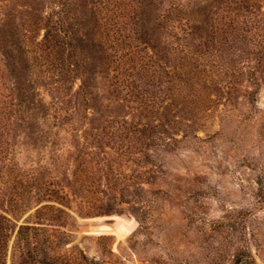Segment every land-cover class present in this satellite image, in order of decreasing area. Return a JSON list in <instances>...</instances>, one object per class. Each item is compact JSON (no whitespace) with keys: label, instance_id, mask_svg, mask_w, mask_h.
I'll use <instances>...</instances> for the list:
<instances>
[{"label":"rangeland","instance_id":"obj_1","mask_svg":"<svg viewBox=\"0 0 264 264\" xmlns=\"http://www.w3.org/2000/svg\"><path fill=\"white\" fill-rule=\"evenodd\" d=\"M172 6L187 7L179 22ZM3 12L1 98L32 109L11 162L65 184L83 169L98 207L74 200L19 241L36 209L0 192L18 225L6 264H245L247 252L264 264V0H9Z\"/></svg>","mask_w":264,"mask_h":264},{"label":"trees","instance_id":"obj_2","mask_svg":"<svg viewBox=\"0 0 264 264\" xmlns=\"http://www.w3.org/2000/svg\"><path fill=\"white\" fill-rule=\"evenodd\" d=\"M8 1L9 0H0V20H2L0 25L3 27L6 25L5 20L2 18V15H5L3 9L7 6ZM193 5H196V2H194ZM193 5L191 6L192 8H189V12H193ZM186 9L187 7L182 9L172 6L170 8V19L175 17V20L179 22L183 17L182 15H186ZM172 15H174L173 18L171 17ZM48 18L50 17H41V24L46 25ZM112 26L118 27L117 23L113 24ZM121 37L118 38V41L123 42ZM125 64L126 63H124V66ZM123 82H125V87H130V83H127V80ZM87 87L88 86L84 84L81 86V90L86 91ZM84 94L87 96V92ZM1 97L6 96L5 94L0 93V121H4L1 129L3 130V133H0V138H2L1 146L3 148V152H0V154H3L0 155V162L3 158V165L0 164V192L4 197L7 195L10 197L9 202H11L10 204L14 206V211L19 210L23 211L24 213L26 211L36 209L34 214L35 220L31 222L26 221L19 226V241L23 239H30L29 234L23 238V233H27L29 231L45 230L49 222L54 220L52 213L59 212L68 216L69 210L72 209L71 203L74 200L78 203V209H80V213L85 210H93L98 208L95 204L91 205L87 200V196L92 192L93 184H90L87 180L81 178V175L84 172L83 169L76 170L74 172L75 178L68 184H65L59 180V177L52 176V173L49 171L46 172V176H48V178H40V174L35 169H32L30 172L26 170L21 171L20 168L18 169V167L12 164L10 158L12 153L10 151L11 142L9 141V136L11 137V133L18 129V127L22 126V122L27 121V119L30 117L29 115H31L29 112L32 111V109L23 108L22 102L15 103L13 100H10L8 96L6 100L4 98L2 99ZM48 109V104L44 103V101H39L38 104H36L33 108L34 111H40L44 115H46ZM118 126L119 127H117L116 130L124 132L131 131V128L127 127L126 123H119ZM7 147L8 149H6ZM7 184L8 190H6L5 187ZM110 186H112V189L114 190L117 186V183L112 182ZM110 200L111 205L113 204V201H123L122 199L119 200L116 197L113 199L111 198ZM55 203H58L60 207H56V205H54ZM16 222L17 218L15 215L0 208V264L7 263L9 241L13 231H15L13 228H11V225L15 224V228L18 227ZM243 261L245 264H256L252 253L248 252L243 256Z\"/></svg>","mask_w":264,"mask_h":264},{"label":"water","instance_id":"obj_3","mask_svg":"<svg viewBox=\"0 0 264 264\" xmlns=\"http://www.w3.org/2000/svg\"><path fill=\"white\" fill-rule=\"evenodd\" d=\"M104 229H100L99 231H103Z\"/></svg>","mask_w":264,"mask_h":264}]
</instances>
